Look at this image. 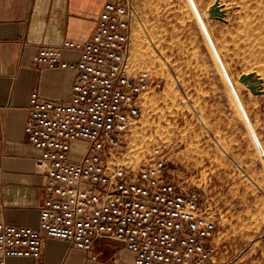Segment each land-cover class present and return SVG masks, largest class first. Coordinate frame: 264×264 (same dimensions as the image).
<instances>
[{
    "label": "built area",
    "instance_id": "obj_1",
    "mask_svg": "<svg viewBox=\"0 0 264 264\" xmlns=\"http://www.w3.org/2000/svg\"><path fill=\"white\" fill-rule=\"evenodd\" d=\"M133 0H107L84 43L42 47L35 62L75 73L69 103L32 93L26 132L41 156L46 198L40 229L0 221V264L40 259L43 238L91 252L98 240L121 243L127 264H213L217 223L204 195L186 191L168 170L167 152L155 148L151 164L133 167L117 155L123 137L142 115V95L159 86L149 71L131 68ZM76 51V61L63 54ZM88 148L79 162L72 143Z\"/></svg>",
    "mask_w": 264,
    "mask_h": 264
},
{
    "label": "rangeland",
    "instance_id": "obj_2",
    "mask_svg": "<svg viewBox=\"0 0 264 264\" xmlns=\"http://www.w3.org/2000/svg\"><path fill=\"white\" fill-rule=\"evenodd\" d=\"M133 5L132 70L159 86L117 157L137 168L164 148L176 183L200 191L216 220L213 264H264V0ZM71 147L79 162L88 143Z\"/></svg>",
    "mask_w": 264,
    "mask_h": 264
},
{
    "label": "crops",
    "instance_id": "obj_3",
    "mask_svg": "<svg viewBox=\"0 0 264 264\" xmlns=\"http://www.w3.org/2000/svg\"><path fill=\"white\" fill-rule=\"evenodd\" d=\"M107 0H0V221L40 229L48 178L41 153L26 132L32 93L69 103L75 73L35 62L42 47L89 40ZM63 60L76 61L69 51ZM124 246L98 240L91 252L43 238L40 259L11 258L8 264H127Z\"/></svg>",
    "mask_w": 264,
    "mask_h": 264
},
{
    "label": "bare ground",
    "instance_id": "obj_4",
    "mask_svg": "<svg viewBox=\"0 0 264 264\" xmlns=\"http://www.w3.org/2000/svg\"><path fill=\"white\" fill-rule=\"evenodd\" d=\"M134 59H135V61H134L135 63H136V62L139 63L140 60L143 59V56H142V54H141L139 51H137V52L135 53V58H134ZM134 62H133V63H134ZM140 63H141V62H140ZM140 63H139V64H140ZM133 67H134V66H133ZM131 68H132V66H131ZM135 71H136V70H135Z\"/></svg>",
    "mask_w": 264,
    "mask_h": 264
}]
</instances>
